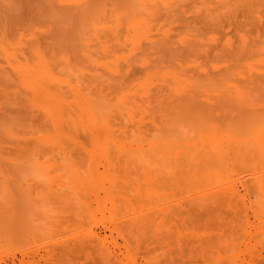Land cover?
Instances as JSON below:
<instances>
[{
  "label": "bare ground",
  "instance_id": "bare-ground-1",
  "mask_svg": "<svg viewBox=\"0 0 264 264\" xmlns=\"http://www.w3.org/2000/svg\"><path fill=\"white\" fill-rule=\"evenodd\" d=\"M2 59L8 65L1 61L0 202H111L110 218L101 204L95 225L105 216L113 226L222 217L225 203L264 202V0H0ZM112 147L116 159L99 170L97 160ZM14 229L0 224L4 250L20 234Z\"/></svg>",
  "mask_w": 264,
  "mask_h": 264
},
{
  "label": "rangeland",
  "instance_id": "rangeland-1",
  "mask_svg": "<svg viewBox=\"0 0 264 264\" xmlns=\"http://www.w3.org/2000/svg\"><path fill=\"white\" fill-rule=\"evenodd\" d=\"M1 61H4L3 59L2 60H0V62ZM4 62H6V61H4ZM0 64H2V65H4L3 64V62H1ZM8 65V63L6 62L5 63V66H7ZM84 143V145L86 146V147H88L87 145H88V143L90 144L89 145V147L88 148H91V143L90 142H83ZM73 144L74 143H72L71 145L73 146ZM87 144V145H86ZM72 146H70L71 147V149L73 148ZM73 150V149H72ZM111 151V152H110ZM113 151V152H112ZM116 151V152H115ZM73 152V151H72ZM75 153V152H74ZM86 154V155H85ZM112 154V155H111ZM72 155H73V159H76L77 161H79L80 159H79V157L82 159V156L83 155H85L84 157H85V159L86 160H88L89 159V156H88V154L87 153H84V154H82V155H78V157H77V154H73L72 153ZM76 157H75V156ZM101 155V157H102V154H100ZM100 155L97 157V159L99 158L100 159ZM107 155H109L108 157L106 156V154H105V159H104V157H102V160L100 159V160H97V161H101L102 163V165L104 166H100L99 165V163H97L99 166L98 167H96V168H100L99 170H104L105 169V166H106V163H107V161H106V159H108V158H112V159H116V157H117V155H118V153H117V150H115V148H113L112 147V149L110 148L109 150H108V153H107ZM103 156H104V154H103ZM111 156V157H110ZM78 158V159H77ZM105 161H104V160ZM81 161V160H80ZM104 161V162H103ZM97 164H95L96 166H97ZM1 203V207H5L6 206V209L4 208L3 210H1V213H0V224L2 225V224H4V225H7V226H11V227H13V228H17V229H14L15 230V232L18 230L19 232H20V234L19 235H17L13 240H10V241H8V242H10V243H8L9 245L7 246V244H6V246H5V244L3 243V246H4V248H5V250L6 249H8L9 247H10V249L12 250V251H14V252H12V251H10L9 250V254H10V252L13 254V256H12V254H10V255H8L7 253H8V251L6 250H4L3 248H2V245H0V251H1V248H2V250L3 251H1L0 252V257H2V258H0L1 259V263L2 264H5V262L6 263H8V264H10V262H11V264L12 263H14V261H15V264H52V262L54 261L55 263H56V261H58L59 259L57 258V256L59 257V256H63V259H61V263L59 262V264H67V263H64V262H66V260L67 259H71V262H69L68 260H67V262H69V263H71V264H73L72 263V261L74 262V264H81L83 261H85V262H83V263H85V264H87V262H88V264L90 263V264H93L94 262L96 263V264H98L97 263V261L99 260V261H102V262H105L104 264H116V262H117V264H129L130 262V264H138V262L140 263V264H150V263H152V264H251L252 262V264H263V262H260V260H261V258L260 257H262V260L264 259V244H261V243H263V241H264V238L263 237H261V236H264V234H263V231H264V208H263V203L264 202H258V205H257V203L256 202H232V204L231 203H225V206L226 207H223V210H222V212H225V213H222V217L221 216H219V215H212L211 217L213 218H211L210 217V215H207V214H203V216H202V214H196L195 216H196V218H195V216H192V217H189V219L188 218H180V223H183V224H180L179 223V219H177V218H173V219H176L175 221L177 222L176 224H174L175 222H174V220L172 219V218H169V217H166V218H161V217H159V219L157 220L156 218H158V217H155V218H151V219H153V220H151V223H150V220L147 222V219H143V220H137V221H135V222H128V221H122V220H117V221H115V223L114 224H116V222H117V224H116V226L118 227V229H117V227L116 226H113L112 224H113V222H114V220H109L108 219V215H110L109 213H110V206H111V202H79V203H77V202H72L73 204H71V202H67V204H66V202H24V204H23V202H17L18 204L15 206L14 204L16 203V202H12V203H10V202H0ZM10 203V205H12V206H15V207H9L10 205H8ZM81 203V204H80ZM93 205H92V204ZM104 203V204H103ZM244 203V204H243ZM256 203V204H255ZM261 203L263 204L262 205V208L260 207L261 206ZM65 204H66V206H65ZM69 204V205H68ZM74 204H76V206H77V204H79V205H82V206H79V207H81V209L82 208H84L83 209V211H86L87 210V208H89L90 206V208L89 209H93V211H90V210H87L86 211V213H88V214H86L85 212H83L82 213V211L80 210V208L79 207H77V209L76 208H74V207H76ZM102 204V206H103V208L106 206V207H108L109 208V212H108V210H106V207L104 208L105 209V213L103 212H101L100 210H104L103 208H102V206H100ZM228 206H227V205ZM260 204V205H259ZM87 205V206H86ZM99 205V206H98ZM247 205H248V207H247ZM251 207H250V206ZM258 206V210H256V207ZM89 206V207H88ZM93 206V207H92ZM96 206V207H95ZM254 206H256V207H254ZM0 207V208H1ZM71 207V211L69 210V209H67V208H70ZM72 207L74 208V210L72 209ZM86 207V208H85ZM102 209H101V208ZM231 207V208H230ZM243 207V208H242ZM246 207V208H245ZM10 208V209H9ZM14 208V209H13ZM65 208L68 210V212H64V210H65ZM149 209H150V207H148ZM148 208H146V209H148ZM228 208V209H227ZM232 208H233V210L235 211H233L232 210ZM2 209V208H1ZM79 209V210H78ZM91 209V210H92ZM98 211H97V210ZM227 209V210H226ZM248 209H249V212H248ZM251 209V210H250ZM7 210V213L9 212V215H4V213L3 212H5V211ZM77 210V211H76ZM96 210V211H95ZM259 210L260 211H262V212H260V214H259ZM13 211V212H12ZM15 211V212H14ZM70 211V212H69ZM72 211H74V212H72ZM100 211V212H99ZM107 211V212H106ZM229 211H231V212H229ZM11 212V213H10ZM99 212V213H98ZM228 212V213H227ZM244 212H246V213H244ZM6 213V214H7ZM14 213V214H13ZM70 213H72V215L73 214H75L76 213V215H75V217H74V219H73V216L72 215H70ZM79 213V214H78ZM82 213V215L80 216V214ZM89 213H90V216H91V218H90V216H89ZM91 213H92V215L93 216H95L96 215V217L98 218H96V220L97 221H95V217H93V219H92V215H91ZM101 213H102V215H107L108 217H107V221H106V219H104V217L105 216H103V221H105V222H103V221H101V223H102V225L100 224V225H98V224H96L97 225V227H96V225H95V223L96 222H98V221H100L101 219L99 218V217H101L102 215H101ZM231 214V215H228L227 216V214ZM253 213H254V215H253ZM16 214V215H15ZM87 216V220L86 219H83V218H86V216ZM242 214H243V216H242ZM248 214H250V215H248ZM263 214V215H262ZM69 215V216H68ZM248 215V218L246 217ZM3 216V217H2ZM6 216V217H5ZM10 216H12L11 218H9ZM78 218H77V217ZM99 216V217H98ZM251 216V217H250ZM258 216V218H255V217H257ZM67 217V218H66ZM205 217V219L204 220H207V221H204L202 218H204ZM209 217V218H208ZM242 217H244V220H243V218ZM246 217V218H245ZM9 218V219H8ZM37 218H38V220H37ZM66 218V219H65ZM80 218V219H79ZM89 218V219H88ZM106 218V217H105ZM110 218V217H109ZM167 218H169V219H167ZM190 218L192 219V221L190 220ZM199 218H200V222L199 221H197V219L199 220ZM215 218V219H214ZM217 218V219H216ZM229 220V222H228V220ZM255 218V219H254ZM263 218V219H262ZM37 220V221H34V220ZM62 219H63V222H62ZM69 219V220H68ZM193 219H196V220H193ZM202 219V220H201ZM219 219H220V221H219ZM251 221H250V220ZM259 219V220H258ZM44 220V221H43ZM49 222H48V221ZM70 220H72V221H70ZM73 220H74V223L76 224H73L72 225V222H73ZM79 220H82V221H79ZM85 220H86V222H85ZM90 220V221H89ZM145 220H146V222H145ZM159 220H161V221H159ZM163 220H164V222H163ZM168 220H170V221H168ZM171 220H172V222H171ZM190 220V221H189ZM224 220V221H223ZM239 220V221H238ZM242 220V221H241ZM248 222H246V221ZM249 220V221H248ZM261 220V221H260ZM263 220V221H262ZM2 221V222H1ZM34 221V222H33ZM41 222V221H43V222H41V223H38V222ZM57 223H56V222ZM64 221H65V223L66 224H64ZM95 221V222H94ZM112 222V224L110 223V222ZM123 223H125V224H121L122 222ZM139 221V222H138ZM156 222V224L155 223H153V222ZM196 221V222H195ZM213 223H215V225L214 224H212V222ZM216 221H218V222H216ZM227 221V223H229V225H231L230 226V228H229V225L227 224L226 226H225V222ZM255 221V222H254ZM5 222V223H4ZM12 222V223H11ZM46 222H48V224L46 223ZM55 222V223H54ZM80 222V223H79ZM86 223V224H83V223ZM87 222H88V226H87ZM91 222V223H90ZM120 222V223H119ZM127 222V223H126ZM143 222V223H142ZM171 222V223H170ZM185 222V223H184ZM188 222H190V223H188ZM206 222V223H205ZM250 222H251V225L254 223L255 225H254V227H253V225H252V227H251V225H250ZM263 222V223H262ZM8 223V224H7ZM42 223H44V224H42ZM46 223V224H45ZM52 223L54 224V226H53V229H51L52 228ZM64 224L63 226H61L62 224ZM104 223H105V226H109V229H111V228H114V227H116V229H114V231H116L117 230V232L115 233L113 230V232L111 231V230H108V229H106V227L104 226ZM110 223V224H109ZM130 223H132V224H134L133 226H131L132 227V229H130V227H128L129 225H130ZM139 223H141L140 225H141V227L143 226V225H145L143 228H144V230H142V229H140L141 227L140 226H137V225H139ZM147 223H148V225H150V226H146L147 225ZM150 223V224H149ZM152 223H153V225H154V227H156V228H153V226H151L152 225ZM168 223V225H165V224H167ZM169 223H170V225H169ZM193 223V224H192ZM200 223H202V224H199ZM204 223H205V225L207 224V226L205 227V225H204ZM224 224V225H222V227H221V225L220 224ZM239 223V224H238ZM257 223V224H256ZM50 224V225H49ZM57 224V226H55ZM58 224L60 225V226H58ZM71 224V225H70ZM90 224H91V226H93V227H91L90 226ZM119 224V225H118ZM127 224H129V225H127ZM136 224V225H135ZM158 224H160L161 225V229L159 228V226H158ZM192 224V225H191ZM194 224H195V227H194ZM212 225V226H210L209 227V225ZM216 224H217V226H216ZM248 224V225H247ZM259 224V225H258ZM13 225V226H12ZM41 225H43L42 226V228H41ZM69 225V226H68ZM85 225V228L84 229H82V227ZM95 225V226H94ZM123 226V228H122V226ZM127 225V226H126ZM164 225V226H163ZM175 225H176V227H175ZM191 225V226H190ZM199 225V226H198ZM235 225V226H234ZM237 225V226H236ZM245 225V226H244ZM257 225V226H256ZM17 226V227H16ZM68 226V227H67ZM71 226V230L70 229H68L69 227ZM73 226V227H72ZM86 226L89 228V230L88 229H86ZM126 226V227H125ZM162 226H163V228L164 227H166L167 229H163L164 231V233L162 232ZM168 226H169V228H168ZM181 226V227H180ZM187 226V227H186ZM214 226V227H213ZM225 226V227H224ZM256 226V227H255ZM32 230V231H29V228ZM57 227H58V229H57ZM64 227V228H63ZM67 227V228H66ZM91 227V228H90ZM104 227H105V229H104ZM126 228V230H125V228ZM127 227L129 228V230L127 229ZM134 227H136V228H134ZM147 227V228H146ZM173 227V228H172ZM232 227V228H231ZM234 227V228H233ZM263 229H262V228ZM25 228V229H24ZM27 228H28V230H27ZM61 228H63V229H61ZM80 228V229H79ZM108 228V227H107ZM121 229V231H120V229ZM239 228V229H238ZM261 229V233H260V229ZM21 229L22 230H24V231H21ZM56 229V230H55ZM101 229V230H100ZM140 229V230H139ZM151 229H153L152 231H155V232H153V234L152 233H150V234H148L149 232H152L151 231ZM230 229V230H229ZM241 229V230H240ZM255 229H259L258 231H256L259 235H257V233L255 234L254 233V231H255ZM85 230V231H84ZM86 230H88V231H86ZM131 230V231H130ZM139 231V234H137L138 233V231ZM148 230H149V232H148ZM156 230H158L157 231V233H156ZM55 231H57V232H55ZM90 231V232H89ZM92 231V232H91ZM94 231H96V232H98V233H100V234H98V233H95ZM110 231H111V234H113V235H111L110 234ZM118 231H120V233H118ZM141 231H143L142 233H144V235L143 234H140L141 233ZM169 231V232H168ZM171 231V232H170ZM29 232V233H28ZM31 232V233H30ZM43 232H45L44 234H43ZM53 232H55V233H53ZM76 232V233H75ZM78 232H79V234H78ZM81 232H83V234L81 233ZM89 234H88V233ZM93 232L96 234V236H91V238H89L90 237V235H91V233L93 234ZM134 232V234H135V232H137L136 233V235H138V236H140V237H138V236H136V235H132V233ZM148 234H146V233ZM166 232V233H165ZM253 232V233H252ZM35 233V234H34ZM47 233H49L48 235H47ZM51 233V234H50ZM60 235H58V234ZM122 233H124V234H122ZM126 233V234H125ZM163 234V236H162V234ZM28 234H29V236H28ZM34 234V235H33ZM42 234V235H41ZM46 234V235H45ZM62 234V235H61ZM71 234V235H70ZM80 234H82L81 236H79V237H77L78 235H80ZM89 236H88V235ZM108 235V236H106V235ZM131 234V235H130ZM160 234V235H159ZM166 234H170V236L169 235H166ZM233 234H234V236H233ZM254 234H255V236H254ZM31 235L34 237V239H35V237H36V242H33V237H31ZM56 235H57V237L58 238H56ZM64 235V236H63ZM69 238H67L66 236ZM72 236V239H71V237H69V236ZM74 235V236H73ZM75 235H77V236H75ZM99 235V236H98ZM101 235V236H100ZM111 235V236H110ZM119 235V236H118ZM125 235V239H124V236ZM129 237H128V236ZM142 235H143V238H142ZM149 235H151V236H153L154 238H152L151 236H149ZM158 235V236H157ZM226 235V236H225ZM261 235V236H260ZM28 236V237H27ZM41 236L42 237H45V238H42L41 239ZM54 236V237H53ZM84 238H83V237ZM86 236V237H85ZM103 236H104V238H103ZM106 236V237H105ZM147 236V237H146ZM230 236V237H229ZM231 236H233V238H231ZM256 236H258V237H256ZM260 236V237H259ZM30 237V238H29ZM39 237V238H38ZM53 237V238H52ZM63 237H65V239L63 238ZM82 237V238H81ZM89 238V241H91V242H88L87 240H88V238ZM94 239H93V238ZM95 237H96V239H95ZM98 237H99V239H98ZM116 237V238H115ZM132 237H135V238H133L132 239ZM137 237V238H136ZM237 237V238H236ZM37 238L39 239V240H37ZM48 238H50V239H52V240H50V239H48ZM77 238V239H76ZM107 238H108V240H107ZM139 238V240L137 241L136 239H138ZM145 238V241H146V239H147V241H146V243H144L145 241H143V239ZM157 238V239H156ZM260 238H262V239H260ZM58 239V240H57ZM64 241H63V240ZM99 241H98V240ZM103 239V240H102ZM105 239V240H104ZM129 239V240H128ZM155 239V240H154ZM162 239V240H161ZM57 242V241H59L58 243L59 244H61L60 246H59V244H57L55 241ZM80 240H83V241H87L88 243L87 244H90V246L89 245H86L85 244V242H81V247L83 248H81L79 245H80ZM93 240L94 241H96V242H93ZM100 240H102L101 241V243H100ZM108 242H107V241ZM126 240H128V241H126ZM136 240V241H135ZM154 240V241H153ZM160 241V243H155V241L156 242H159ZM31 241V242H30ZM66 241V242H65ZM104 241V242H103ZM126 241V242H125ZM135 241V242H134ZM149 241V242H148ZM154 242V244H153V242ZM50 242H53L52 243V245H50L51 243ZM55 242V243H54ZM60 242H64L63 244H65V245H67L68 244V242H72L71 244H70V249L67 247L66 248V246L65 245H63L62 243H60ZM103 242V243H102ZM131 244L132 246L130 247V245L128 244ZM136 242H138V244L136 243ZM141 242L143 243L142 245H141ZM152 242V243H151ZM49 243V244H48ZM67 243V244H66ZM97 243L99 244V248L97 247ZM118 243H120V244H118ZM135 243H136V245H135ZM140 243V244H139ZM149 243H151V245L149 244ZM170 243V244H169ZM258 243V244H257ZM55 244H56V246H55ZM82 244H84V245H82ZM92 244V245H91ZM102 244V245H101ZM106 244V245H105ZM125 244H126V246H125ZM128 244V245H127ZM145 244V245H144ZM222 244H223V246H222ZM52 246V247H50V246ZM53 245H54V247H53ZM58 245V246H57ZM72 245L74 246V248L76 247L77 248V245L79 246L78 248H79V250H80V248H81V250L79 251V250H77V249H74V250H72L71 249V247H72ZM104 245V246H103ZM135 245V246H134ZM141 245V246H140ZM153 245H157V246H153ZM159 245V246H158ZM163 245V246H162ZM166 245V246H165ZM235 245V246H234ZM63 246V247H62ZM101 246V247H100ZM129 246V247H128ZM139 246V247H138ZM146 246H148V247H146ZM150 246H153V247H150ZM169 246H171V248H169ZM231 246V247H230ZM56 247H58V248H56ZM59 247H61V251L59 250L60 248ZM96 247V248H95ZM111 249H110V248ZM136 247V248H135ZM157 247H159V248H157ZM50 248V249H49ZM62 248H64V249H66V252L64 251V249H63V251H62ZM73 248V247H72ZM85 248V249H84ZM89 248V251H91L90 253H92V252H94L95 251V253L93 254H91V256H93V257H90L91 259H89L88 257L90 256V254H89V251L87 250ZM91 248H94V249H91ZM101 248H102V250H101ZM109 248V249H108ZM130 249V251H131V248H132V251H134V253H131V252H129V250L128 249ZM149 248H154V249H150L151 251H153V252H149L147 249H149ZM58 249V250H57ZM96 249V250H95ZM127 249V250H126ZM134 249V250H133ZM157 249H159V251H157ZM171 249V250H170ZM50 250V251H49ZM70 250H72V251H70ZM83 250V251H82ZM110 250H111V253H110ZM146 250H147V252H146ZM169 250H170V252H169ZM225 250L227 251V253L225 252ZM15 251H16V254H15ZM49 251V252H48ZM52 251H55L54 253L52 252ZM68 251H69V253H68ZM76 251V252H75ZM87 251V253L89 254H87V253H85ZM99 251V252H98ZM105 251V252H104ZM156 251V252H155ZM224 251V252H223ZM230 251V252H229ZM4 254H6V255H8V256H4L3 255V253ZM5 252H7V253H5ZM50 252H52V253H50ZM61 252V253H60ZM79 254H78V253ZM97 252V253H96ZM100 252H102V253H100ZM109 252V253H108ZM148 252H149V254L151 255H149L148 256ZM161 254H160V253ZM166 252H167V254H166ZM23 253H25V255L27 254L28 256H23L24 254ZM49 253H50V255H49ZM58 255H57V254ZM75 253H77V254H75ZM81 253V254H80ZM100 253V254H99ZM130 253V254H129ZM146 253H147V255H146ZM159 253V254H158ZM210 253V254H209ZM212 253V254H211ZM214 253V254H213ZM70 254L71 255H75L74 257L73 256H70ZM86 254V255H85ZM104 254V255H103ZM131 255L133 258H132V260L129 262L127 259H129L130 260V256L129 255ZM152 254H153V258H152ZM157 255V256H155V255ZM1 255H3V256H1ZM15 255V256H14ZM66 257H65V256ZM84 255L86 256L85 258L86 259H81L80 258V261L78 260L79 258L78 257H84ZM103 255V256H102ZM111 257H110V256ZM128 255V256H127ZM208 255H209V257H208ZM254 255V256H253ZM50 256V257H49ZM52 256V257H51ZM53 256H55V257H53ZM70 256V257H69ZM78 256V257H77ZM88 256V257H87ZM97 256V257H96ZM109 256V257H108ZM258 256V257H257ZM15 257V258H14ZM48 258V259H46V258ZM66 258V260H64L65 258ZM67 257H69V258H67ZM77 257V258H76ZM101 257V258H100ZM127 257V258H126ZM149 257V258H148ZM159 259H158V258ZM5 258L6 259H8V260H6L5 262H4V260H5ZM14 258V259H13ZM24 258V259H23ZM30 258V259H29ZM53 258H57L56 260L54 259L53 260ZM60 258H62V257H60ZM73 258V259H72ZM88 258V259H87ZM93 258V259H92ZM97 258H98V260H97ZM112 258H114V260L112 259ZM150 258H152V259H150ZM158 259V260H156V259ZM260 258V259H259ZM2 259H3V261H2ZM20 259H23V261H21ZM32 260L33 259V261L31 262H26L25 260ZM34 259H35V261H34ZM38 259H40L41 260V262L38 260ZM76 259H77V261H76ZM147 259H150V260H147ZM153 259H155V260H153ZM12 260H14V261H12ZM17 260V261H16ZM48 260V261H47ZM50 260V261H49ZM53 260V261H52ZM63 260H64V262H63ZM92 260V261H91ZM105 260V261H104ZM110 260V261H109ZM90 261V262H89ZM94 261V262H93ZM98 261V262H99ZM112 261H114L113 263H112ZM148 261V262H147ZM223 261H225V262H223ZM230 261V262H229ZM19 262H21V263H19ZM40 262V263H39ZM45 262V263H44ZM91 262H93V263H91ZM102 262H100V264H103ZM0 263V264H1ZM54 263V264H55ZM58 263V262H57ZM56 263V264H57ZM68 263V264H69ZM82 263V264H83ZM94 263V264H95Z\"/></svg>",
  "mask_w": 264,
  "mask_h": 264
}]
</instances>
